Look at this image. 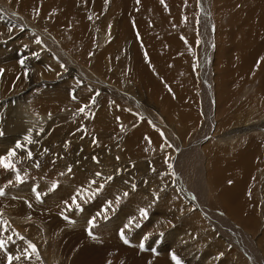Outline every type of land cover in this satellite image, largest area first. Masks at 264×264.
Instances as JSON below:
<instances>
[{
  "label": "rangeland",
  "instance_id": "obj_1",
  "mask_svg": "<svg viewBox=\"0 0 264 264\" xmlns=\"http://www.w3.org/2000/svg\"><path fill=\"white\" fill-rule=\"evenodd\" d=\"M80 1L57 0L59 9L49 14L47 23L39 21L38 13L48 0L27 2L31 18L15 0H0V158L16 152L11 158L14 169L0 167V188L5 192L0 196V239L6 241L0 264H8L9 255L20 257L12 264L27 259L36 264L37 256L17 237L31 230L47 250L39 254L40 264H77L79 251L88 243L91 250L82 264H93L88 260L99 257L117 259L123 255L104 248L112 237L96 233L111 221L117 227L116 242L150 253L153 264L159 259L176 264L173 255L180 264H261L264 39L260 46L251 40L248 28L238 31L229 23L235 16L250 24L254 15L260 21L262 9L249 12L254 0L211 1L214 23L227 36H220L222 69L220 75L217 68L214 74L219 85L213 100L220 105L208 138L201 75L210 40L199 0H148L151 4L145 8L141 0H134L135 9H130L134 15L128 17L132 34L124 38L117 36L123 25L111 7L99 16L90 12L88 22H81L76 11ZM138 15L145 16L146 35L135 21ZM106 17L113 22L107 23ZM100 18L103 24L97 23ZM42 36L54 39L53 49L70 54L89 76L64 65L60 52L59 61L50 53L46 58L47 48L37 43ZM131 46L137 48L134 66L124 61L131 60ZM175 80L180 88L173 85ZM57 87L63 91L60 96ZM199 142L202 167L209 163L207 170L213 172L206 179V203L210 211L223 220L232 219L238 230L248 233L252 246L241 244L245 252L238 242L231 246L205 212L188 202L199 198L200 191L191 189L188 194L178 165V172L174 170L176 157L190 154L180 148ZM18 143L22 147L17 148ZM182 188V195L191 199L183 200ZM141 209L147 217H141ZM129 221L132 225L125 227ZM122 229L128 243L121 238ZM233 237L240 239V234Z\"/></svg>",
  "mask_w": 264,
  "mask_h": 264
},
{
  "label": "bare ground",
  "instance_id": "obj_2",
  "mask_svg": "<svg viewBox=\"0 0 264 264\" xmlns=\"http://www.w3.org/2000/svg\"><path fill=\"white\" fill-rule=\"evenodd\" d=\"M29 1H34V0H15V3L22 8L21 11L24 12L26 14V16L27 15L30 16V13H28V11H27V2H29ZM56 1L57 0H48V3L42 8V12L38 13L40 22H47L48 23L49 19H48V21L45 20V19L48 18L49 14L53 13L55 9H59L60 5L57 4ZM211 1L212 0H199L200 10L202 11V18H203L202 21L204 22L206 20L205 21L206 25H204L205 23H203V25L205 27V30H207V32H205V34H206V36L209 37L208 40H210V45H206L207 49H209V51H207L205 53L206 54L205 55V60H206L205 63H206V65H205V68L202 70L203 73L201 75V80H202V82H204V86H202L203 87V93L205 94L204 96H206V98L204 97L206 99L205 100L206 102L204 103V104H206V106L205 105L204 106H205V110H206L205 111V113H206L205 116H206L207 119H206V125H205L204 130L206 132L205 134L209 135L208 138H210L212 136V133L215 130V129H213V127L216 125V123H213V121H214V118L217 119L216 111L218 110V108H219L218 106L220 105V104L218 105L216 103V101H213L215 99V96H217L216 92L218 93V88L217 87L219 85L218 83L215 84L216 76H215V79H214V74H215L216 68H217V73H218V70H219L218 63H219L220 36L223 37V38H225V36H227L224 33L220 34L219 33V24L216 25L215 24L216 22L214 23L213 13L215 11L214 12L212 11V2ZM149 4H151V2H149L148 0H141L142 8H145L146 5L149 6ZM62 7H63V5H62ZM105 7L106 8L107 7H111V10H112V12H114L115 16L120 17V19L122 21L123 27H122L121 31L120 30L117 31V36H119L121 38H124L129 33L130 37H131L132 33L130 32V29H129V22H128L129 19H128V17H132L134 15L133 13L130 12V9H132V10L135 9L134 8L135 7V1L134 0H81L79 2V4H78L77 10H76L77 12H79L77 14V16H79L81 22H88L89 17L91 16V15H89L90 12H94L97 16H99L103 12ZM68 8H69V6H68ZM261 9H262V17H261L260 21L257 20V17L255 15L253 16L255 21H252L251 24L249 22H247V21L242 22L241 19L243 17L238 19L235 16L236 20H235V18H233L231 20V22L229 23V26H233L234 28L237 27V30L238 29H242V28L247 30L246 28H248L249 31H250L249 35H250L251 40L254 39V41L257 42L260 46L262 45L261 43L263 42V39H264V2L262 4V6H261ZM8 12H11V11L8 10ZM109 12L111 13L110 9H109ZM249 12L253 13V10L251 9ZM67 16L69 17L68 14H67ZM77 16L75 15V17H77ZM31 17L32 16H30V18ZM143 17H145V16H142V17H140L139 15L135 16V19H136L135 21L138 24V27L141 28V29H144L142 31V33L144 31H146L145 30V25H147V24H145V19ZM10 18L12 19L11 23L16 22V19H13L12 17H10ZM58 19L59 18L58 17L56 18V16H55L54 23L58 22L59 21ZM106 20H107V23H112L113 22L112 19H109V17H106ZM240 21L242 22V24H241ZM99 22H101V24H103V19L100 18L99 21H97V23L99 24ZM24 23H25L24 25L27 26L26 22H24ZM105 24H106V22H105ZM49 25L54 27L53 24H49ZM109 25H108V27H109ZM51 26H49V27H51ZM50 30L53 31V29H50ZM89 33H90L89 36L91 37V32H89ZM143 34L146 35L147 31L145 33H143ZM232 35L233 34H231L230 36H232ZM106 36L104 38V43L108 44V43H110L109 39H108L109 37H106ZM236 37H237L236 35H233V39L236 38ZM39 40L42 41L39 44L40 45L43 44V46L45 48H47V50H48V52L46 50V55H45V56H47L46 58H48V54L50 53V54L54 55L56 60L59 61V59H60L59 52H60L62 54V56L64 57V60L66 62V63H64V65H67V67H68V65L71 64L74 68H76L78 71H80V73H81L82 70H84V71H82V73L86 74V75L83 74L84 78L89 76V74H90V72H88L89 70H86L83 66L79 65L76 62V60L70 54H68L65 51H62L59 47L56 48L58 51L53 49L54 46H52L53 45L52 42H55V40L52 39L50 36L48 38L45 37V36H42ZM119 42H121V41H119ZM132 43H133V46L137 45L134 40L131 41V44ZM133 46L130 47L132 50H130V54L128 55V57L130 56L131 60H126V58H124V61L127 62V63L129 62L130 65L133 64L132 66H134V64H135V54H136L135 49H137V48L134 49ZM41 47H40V49H41ZM135 47H137V46H135ZM126 53H127V51H126ZM128 53H129V48H128ZM47 61H49V59H47ZM67 67L65 66L63 68H67ZM209 75L212 76V83H211V79H210ZM1 82H2V80H1ZM100 82H102V81H100ZM202 85H203V83H202ZM53 86L51 87V89L56 87V86L55 87H53ZM108 86L114 92H116L118 90V88L116 86H113V87H111L112 85L111 86L108 85ZM56 89H57V93H59L58 95L59 96L62 95L63 91L60 88H58V87ZM56 99H58V97ZM62 99L64 100V98H62ZM218 99H220V98L218 97ZM64 105H65V101H64ZM217 115H218V112H217ZM261 120H264V118L261 119ZM228 121H230V119ZM255 122H257V121H255ZM253 123L254 122H250L249 125L253 124ZM163 129L166 132L169 133L167 135H171L172 136V132H170V129H167L166 127L163 128ZM201 144H202V142H199V143H197L196 146H194L195 143H192L186 149L180 148V149H182V151H186V150L190 151V154L183 155V156L181 154L178 155L176 157V163L174 164V170L177 171L178 167H179L181 172L183 173V178H182L183 180L182 181H184V182H182V183L183 184L185 183L184 185L187 184L186 186H184V185L183 186L186 188V191L188 192V194L190 193L189 191H191V189L195 190V192L198 191V190L200 191L199 198L197 197L196 199H194V197L193 198L191 197L192 198L191 199L190 196L189 197L187 196L188 198H190L192 200V201H188V202L192 203L191 205H194V207L195 206L197 208L200 207L201 209H199L200 210L199 212H201V213L205 212V214L209 218V220L206 217H204V218L209 221L211 226L217 228L218 231H221L224 234L223 237L226 240H228V242H229V244L231 246H235V242L239 243L240 250H241V248H243L241 246V244L246 245L247 243H249V245L252 246L251 242L249 241V238H248V233L246 234V232H245V234H244L242 231L238 230L236 228V225H235V223H234V221L232 219L223 220L219 215L217 216V214H215V213H213L212 211L209 210L208 204L206 203L207 201H209L208 200L209 188H208V185L206 184V179L210 175H212L213 172H209L207 170V166H208L209 163H207L206 168L202 167V158H203V156H202L201 152L197 149V148H199L201 146ZM257 145H258V143H257ZM179 159H181V161H178ZM215 163H216L215 161L211 162V164L213 166H214ZM177 165H178V167H177ZM247 168H249V165L247 166ZM215 171L219 172L218 169L214 170V172ZM221 181H222V179H221ZM176 184L178 185V183H176ZM179 188H181V186ZM181 190L179 189V194L182 195V193L185 191V189L182 188ZM182 197H183V200L185 199L187 201L188 198H185L183 195H182ZM48 203H50V202H47V204ZM19 209H20V207H19ZM72 226H71V229L75 228V225L73 227ZM76 227H77V225H76ZM77 230H78V228H77ZM19 231L21 232V230H19ZM232 231H233V235H234V233H235V235H237V233L240 234V239H237L236 237L232 238L233 235H230L229 233H227V232H232ZM238 231H240V232H238ZM13 232L18 233L15 228H14ZM96 233L99 234V235H102V236H107V235L111 236L112 239L109 240V242L105 245L104 248H110V249L116 250L118 254H122L123 256L117 257V259H109L107 257H99L101 259L95 258V259H93V261H89L88 260V263H93V264H153V258H152L150 253L144 254L143 252H141L139 250L127 249V248H124L122 245H119L116 242L117 240H116L115 236L117 234V227L115 226V221H113V222L111 221V222H108V223L104 224L102 229L96 231ZM33 234H35V233H33V230H31V232H29V234H27V236H21V233H20V235H18L17 237H18L19 240H22V242H24V244H28L29 245V243H31V244L35 245L37 251L34 254L38 258L36 264H40L41 261H39V259L42 260V262H43V258H41V256H39V254H41V252H43V250H45V246H43V244H41V242H39V236H33ZM75 235L79 236V232H77ZM21 237L23 239H21ZM29 249L31 250L30 247H29ZM250 249L252 251V247H250ZM90 250H91V244L88 243L82 248L81 251H79V255L81 257L78 258L79 262L77 264H82V259H84V258H86L88 256V254L90 253ZM124 251H127V252L126 253H122ZM241 251L245 252L244 250H241ZM246 251L248 252V255L252 258L253 255L249 252L248 247H246ZM45 252H47V250H45ZM253 254H254V252H253ZM254 256H255V254H254ZM255 258H256V256H255ZM259 259L260 260H258V261L262 262V259H261L260 256H259ZM256 260H257V258H256ZM0 262H1V254H0ZM32 262H34V261H32ZM28 263H29L28 259L25 260V262H23V264H28ZM158 264H169V263H168L167 259H159L158 260ZM261 264H264V261Z\"/></svg>",
  "mask_w": 264,
  "mask_h": 264
},
{
  "label": "snow or ice",
  "instance_id": "obj_3",
  "mask_svg": "<svg viewBox=\"0 0 264 264\" xmlns=\"http://www.w3.org/2000/svg\"><path fill=\"white\" fill-rule=\"evenodd\" d=\"M138 2H139V0H138ZM161 2H163V0H161ZM37 43H40V41H37ZM21 64H23V61H21ZM80 111H84V109L82 108V109H80ZM28 139H29V142H31L30 138H28ZM16 147L20 148V147H22V145L18 143L16 145ZM15 155H16V152L13 149L8 153L7 156L0 158V167H3L4 169H14L15 165L12 163L11 158ZM28 155L31 156L30 151L28 152ZM69 171H70V169H69ZM97 175H99V173H97ZM16 178L18 181L22 182V178L18 174H17ZM109 179H111V177H109ZM92 183H95V181H93ZM3 195H5L4 189L0 188V196H3ZM126 195H127V193H125V196ZM40 197H41V194L39 192H37V199H40ZM72 199H73V203L76 204V208L79 209L80 205H79V203H77L76 197H73ZM140 215H141V217H147V211L144 209H141ZM65 219H68V218L65 217ZM4 223L6 224V222H4ZM94 223H95L94 219L92 221H90V224L94 225ZM132 223H133V221H129V225H126L125 227H130L132 225ZM136 226L139 227V225H136ZM5 231H7V228H5ZM120 234H121V238L124 239V242L128 243L127 238L124 236V230L123 229L121 230ZM89 235H92L91 230H89ZM9 239H11V237H9ZM21 239H23V238L21 237ZM5 244H6V241L4 239H0V249H5ZM29 247L31 248L33 253H35L37 251L35 245L29 243ZM30 258H31V255L29 254V259ZM172 258H173V260H176V264H180L179 259L175 255H173ZM19 259H20L19 256L9 255L8 256V264H12L13 260H19Z\"/></svg>",
  "mask_w": 264,
  "mask_h": 264
},
{
  "label": "crops",
  "instance_id": "obj_4",
  "mask_svg": "<svg viewBox=\"0 0 264 264\" xmlns=\"http://www.w3.org/2000/svg\"><path fill=\"white\" fill-rule=\"evenodd\" d=\"M254 4V5H253ZM262 4H263V1L262 0H254V3H252V7H251V9L253 10V12H258L260 9H261V6H262ZM241 22V21H240ZM241 24H242V22H241ZM221 66H219V75H220V73H221ZM187 77V76H186ZM183 79V78H182ZM173 83V85H176L178 88H180L179 86H178V81L177 80H175L174 82H172Z\"/></svg>",
  "mask_w": 264,
  "mask_h": 264
}]
</instances>
